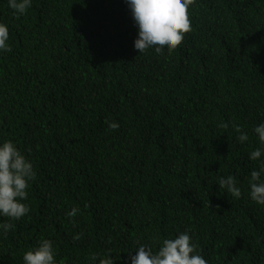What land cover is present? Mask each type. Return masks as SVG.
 I'll return each mask as SVG.
<instances>
[{
	"label": "trees",
	"instance_id": "obj_1",
	"mask_svg": "<svg viewBox=\"0 0 264 264\" xmlns=\"http://www.w3.org/2000/svg\"><path fill=\"white\" fill-rule=\"evenodd\" d=\"M189 13L177 49L140 54L127 0H32L19 18L0 0L11 47L0 53V142L36 171L30 211L0 216L15 225L0 233V264H24L42 238L58 264L92 253L130 264L138 245L155 251L184 231L208 264H264V205L249 196L260 166L249 152L262 147L253 129L264 122V0H195ZM228 175L239 198L219 188Z\"/></svg>",
	"mask_w": 264,
	"mask_h": 264
},
{
	"label": "clouds",
	"instance_id": "obj_2",
	"mask_svg": "<svg viewBox=\"0 0 264 264\" xmlns=\"http://www.w3.org/2000/svg\"><path fill=\"white\" fill-rule=\"evenodd\" d=\"M195 0H127L131 14L138 29L134 48L140 54L154 50L157 54L165 50L171 53L181 45L185 34L191 31L189 9ZM8 6L17 18L26 14L32 6V0H8ZM9 26L0 22V53L11 50ZM221 127L228 124L221 122ZM238 136L236 139L243 144L249 140L247 132L237 124L232 125ZM108 127L116 129L117 122H109ZM262 147L249 152V159L259 161V168L250 172L249 196L257 204L264 205V122L253 129ZM36 177L34 165L11 139L0 142V216L11 220H20L29 211L25 203L28 199V187ZM220 190L233 198L241 196V188L232 175L218 178ZM80 209L73 207L65 215L74 218ZM75 223V221H72ZM15 228L10 222L0 223V233L6 235ZM83 233L73 236L80 240ZM57 252L50 239L42 238L31 250L23 254L24 264H58ZM87 264H113L109 256L99 257L92 253L87 257ZM130 264H208V261L197 252V245L188 231L180 232L172 238H165L157 250L145 244L138 245L136 254L130 256Z\"/></svg>",
	"mask_w": 264,
	"mask_h": 264
}]
</instances>
